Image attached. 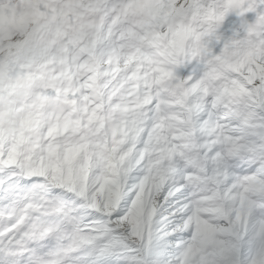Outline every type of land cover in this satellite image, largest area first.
<instances>
[{
	"label": "clouds",
	"instance_id": "clouds-1",
	"mask_svg": "<svg viewBox=\"0 0 264 264\" xmlns=\"http://www.w3.org/2000/svg\"><path fill=\"white\" fill-rule=\"evenodd\" d=\"M256 90L264 106V0H0V184L166 185L188 211H247L255 193L217 189L264 173ZM161 112L179 155L154 164Z\"/></svg>",
	"mask_w": 264,
	"mask_h": 264
},
{
	"label": "snow or ice",
	"instance_id": "snow-or-ice-1",
	"mask_svg": "<svg viewBox=\"0 0 264 264\" xmlns=\"http://www.w3.org/2000/svg\"><path fill=\"white\" fill-rule=\"evenodd\" d=\"M253 175L247 211L212 214L188 211L166 185L134 201V182L119 196L99 184H0V264H264V173Z\"/></svg>",
	"mask_w": 264,
	"mask_h": 264
},
{
	"label": "rangeland",
	"instance_id": "rangeland-1",
	"mask_svg": "<svg viewBox=\"0 0 264 264\" xmlns=\"http://www.w3.org/2000/svg\"><path fill=\"white\" fill-rule=\"evenodd\" d=\"M256 95L251 96L250 104L255 105V111L261 115H264V106H261L258 103L259 99V90H256ZM168 116L165 115L163 112L160 113V116L157 118L158 122V137L157 143L160 145L157 148V151L161 153L160 159L154 161V164L162 163L165 159H172L175 156L179 155V152L172 149V144L168 143V138H170V133H168L166 124H167ZM221 125L227 124V118L220 119ZM262 125H264V120L260 119H252L248 122V127L257 128L259 129ZM225 136H230V133L225 132ZM239 137L231 138L230 146L233 148L234 151H239L241 148V144L239 142ZM172 143H177L176 140H173ZM247 149L252 153V156L259 161L260 159L264 158V140L256 139L254 142L248 144ZM259 173V172H258ZM262 177L260 175H253L251 172H245L241 174H237V185L238 190L234 193L231 191H220L217 189V196L220 198H233L234 196L240 199L245 198L249 192L248 188L250 185L259 184ZM209 195H212L211 193Z\"/></svg>",
	"mask_w": 264,
	"mask_h": 264
}]
</instances>
